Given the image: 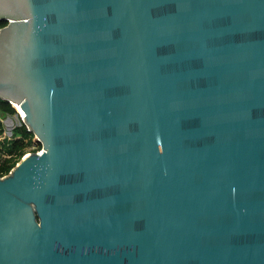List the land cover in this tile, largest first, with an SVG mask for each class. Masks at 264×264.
<instances>
[{"label":"water","instance_id":"water-1","mask_svg":"<svg viewBox=\"0 0 264 264\" xmlns=\"http://www.w3.org/2000/svg\"><path fill=\"white\" fill-rule=\"evenodd\" d=\"M0 21V98L42 149L0 176V264H264V0Z\"/></svg>","mask_w":264,"mask_h":264},{"label":"trees","instance_id":"trees-1","mask_svg":"<svg viewBox=\"0 0 264 264\" xmlns=\"http://www.w3.org/2000/svg\"><path fill=\"white\" fill-rule=\"evenodd\" d=\"M0 22L2 24H5V21H0ZM12 104L3 98H0V114L1 115L13 114L15 112V109L13 107L14 104L13 105ZM1 131H2V123L0 120V133ZM12 133L13 136L10 139H6L4 142V150L6 153L11 154V156L14 154V152L21 149V147L23 146V139H26V141L28 142L30 137L33 135V133L27 129L24 123H21L20 126L15 127V131H13ZM37 143L39 146L41 145L38 140ZM10 161H11L10 159H6L0 162V176L7 173L8 170L13 166V163H11Z\"/></svg>","mask_w":264,"mask_h":264},{"label":"rangeland","instance_id":"rangeland-1","mask_svg":"<svg viewBox=\"0 0 264 264\" xmlns=\"http://www.w3.org/2000/svg\"><path fill=\"white\" fill-rule=\"evenodd\" d=\"M13 105V104H12ZM15 112L11 115L6 114V115H1L0 114V120L2 123V133H5L6 135H9L10 137H12L13 135V131H15V127L20 126L21 123H23L22 119H21V115L18 112V110L16 109V107L13 105ZM18 136V135H17ZM41 149V145L39 146L37 143V139L34 136V134L30 137V139L28 140V142L26 141V139H23V146L21 147V149H19L18 151L14 152V154L12 156H9V158H5L6 159H10L11 163H13V165L23 156L25 155V153L27 152H31V151H36V150H40ZM5 151V150H4ZM4 158V157H2ZM0 157V161H2V159Z\"/></svg>","mask_w":264,"mask_h":264},{"label":"built area","instance_id":"built-area-1","mask_svg":"<svg viewBox=\"0 0 264 264\" xmlns=\"http://www.w3.org/2000/svg\"><path fill=\"white\" fill-rule=\"evenodd\" d=\"M3 24L0 22V27L2 26ZM11 137L9 136V135H6L5 133H0V157L2 158V157H4V158H2L3 160L5 159V158H9V156H11V154H8V153H6L5 151H4V142H5V140L6 139H10ZM42 151V149H40V150H36V152H41ZM27 153V152H26ZM25 153V154H26ZM1 162V161H0Z\"/></svg>","mask_w":264,"mask_h":264},{"label":"bare ground","instance_id":"bare-ground-1","mask_svg":"<svg viewBox=\"0 0 264 264\" xmlns=\"http://www.w3.org/2000/svg\"><path fill=\"white\" fill-rule=\"evenodd\" d=\"M12 103L17 107V110L20 113V115H22V110L20 109L19 105L15 102H12Z\"/></svg>","mask_w":264,"mask_h":264}]
</instances>
